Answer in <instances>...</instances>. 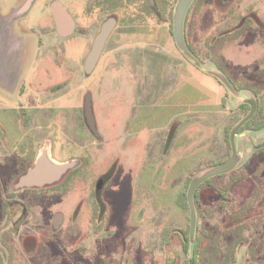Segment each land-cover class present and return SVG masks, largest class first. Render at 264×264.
<instances>
[{
    "label": "rangeland",
    "instance_id": "obj_1",
    "mask_svg": "<svg viewBox=\"0 0 264 264\" xmlns=\"http://www.w3.org/2000/svg\"><path fill=\"white\" fill-rule=\"evenodd\" d=\"M177 1L0 0L21 44L7 52L21 82L0 84V264H188L192 242L193 264H264V0H194L184 51L172 37ZM57 4L73 23L64 38ZM245 100L256 111L235 136L238 163L195 190L190 241L188 187L230 158ZM44 156L69 166L53 182L20 186ZM24 235L36 239L25 249Z\"/></svg>",
    "mask_w": 264,
    "mask_h": 264
},
{
    "label": "water",
    "instance_id": "obj_2",
    "mask_svg": "<svg viewBox=\"0 0 264 264\" xmlns=\"http://www.w3.org/2000/svg\"><path fill=\"white\" fill-rule=\"evenodd\" d=\"M95 0H89L88 6H90ZM150 7L153 6V0H147ZM194 0H178L177 4L174 9V14L172 17V37L175 41L176 46L184 51L183 47V41H182V27L184 18L186 16V13L192 4ZM56 4V3H55ZM52 18L53 22L56 28V31L58 32L59 36L61 37H67L72 33L73 30V23L69 15L65 12V10L58 5H54ZM113 28V23L108 22L106 23L102 29L99 35L96 37L92 49L87 56L84 70L86 73H89L93 70L97 59L99 58V55L103 49V46L105 44V41L110 33V31ZM213 77L217 78L226 88L227 90L232 93L233 95L237 94V91L228 83V81L220 76L217 73H210ZM244 103H246L250 109L248 114L241 119L237 125L232 129L229 135V143H230V149H231V156L230 158L221 164L218 167H215L209 171H206L196 179L192 180L187 193H186V201L189 209V239L190 241L193 240L194 236V230H195V224H196V213L195 208L193 204V196L195 193V190L197 187H199L201 184L206 182L208 179L212 177H216L225 173L230 172L233 170L238 163L239 157L236 152V146H235V136L237 135V132L239 129L247 122L249 121L256 111V103L253 100H245ZM83 116L85 119V123L89 130L95 134V122L94 117L92 114L91 109V103L89 96H86L83 102ZM69 165L67 164H60V165H51L50 159L46 156L40 158L37 160V162L34 165V168L29 170L28 174L21 178L20 180V186H38L46 182H53L57 180L68 168ZM100 192L97 194V200L100 199ZM100 208V215L103 213V207L99 203ZM193 251H194V244L191 243L190 246V256L188 260V264H193Z\"/></svg>",
    "mask_w": 264,
    "mask_h": 264
},
{
    "label": "flooded vegetation",
    "instance_id": "obj_3",
    "mask_svg": "<svg viewBox=\"0 0 264 264\" xmlns=\"http://www.w3.org/2000/svg\"><path fill=\"white\" fill-rule=\"evenodd\" d=\"M97 1L98 0H95L94 3L97 2ZM146 2H148V1L146 0ZM107 22H109V21H107ZM110 22L113 23V27H114L115 22L111 21V20H110ZM4 26H9V29H11V25H7V24L4 25L3 24V27ZM14 26H16V25L14 24ZM4 31H6V30H4ZM14 33H16V32H14ZM8 39L9 40H6V42L0 46L1 48H3V51L0 52V84H1V86L3 88H5L7 90L12 89L13 87H14V89H16V87H18V84L21 82L19 75H17V68H16L15 61H8L7 60L8 55L13 50H17L18 51L21 48V44L18 43L19 37L18 36H16V37L15 36L14 37L9 36ZM108 39H109V37L107 38L105 44L108 43L107 42ZM7 52H9L8 55H7ZM16 80H17V83L14 84ZM33 161L34 160H32L31 165L33 164ZM98 192H99L98 190H96V192H95V200H96L97 204L100 203V199L97 200ZM59 221L60 220L55 217V224L53 226L54 229H56V227H57L56 225H59ZM52 236L54 237L55 235H52ZM0 237H1V235H0ZM24 237H25L24 240L23 241L21 240V248L25 249V242L29 241L28 242V245H29V244L32 243V242H30L31 238L35 239V237L33 235H27V236L24 235ZM0 242H1V239H0ZM0 245H2V243Z\"/></svg>",
    "mask_w": 264,
    "mask_h": 264
},
{
    "label": "crops",
    "instance_id": "obj_4",
    "mask_svg": "<svg viewBox=\"0 0 264 264\" xmlns=\"http://www.w3.org/2000/svg\"><path fill=\"white\" fill-rule=\"evenodd\" d=\"M17 4H18V2H17ZM25 6V5H24ZM23 6V7H24ZM20 6H18V8H19ZM13 12L14 11H12V10H10V13H11V15L9 16V19H8V21H7V25H11V29H9V26H4L3 27V19H2V14H0V46L2 45V44H4L5 42H6V40H9L8 38H9V34H10V32H16V33H19L20 32V28L19 27H17V26H14V23H15V16H14V14H13ZM18 12V9L17 10H15V13H17ZM54 23V22H53ZM55 26V25H54ZM6 27V28H5ZM4 30H6V31H4ZM16 30V31H15ZM61 37V36H60ZM62 38H64V37H62Z\"/></svg>",
    "mask_w": 264,
    "mask_h": 264
},
{
    "label": "trees",
    "instance_id": "obj_5",
    "mask_svg": "<svg viewBox=\"0 0 264 264\" xmlns=\"http://www.w3.org/2000/svg\"><path fill=\"white\" fill-rule=\"evenodd\" d=\"M253 120H254V119H250L249 121H247V122L242 126V130H244V129H248L249 126H251ZM240 129H241V128H240ZM258 129H260V128L258 127ZM255 130H257V129H255ZM112 173H113V170L111 169V170L105 175V177H104V181H105V182L108 181V180L110 179ZM186 202H187V201H186Z\"/></svg>",
    "mask_w": 264,
    "mask_h": 264
}]
</instances>
